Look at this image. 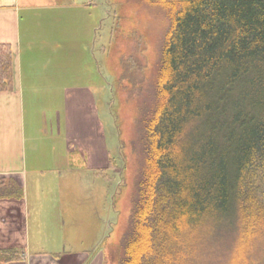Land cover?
I'll return each instance as SVG.
<instances>
[{
  "label": "trees",
  "instance_id": "trees-1",
  "mask_svg": "<svg viewBox=\"0 0 264 264\" xmlns=\"http://www.w3.org/2000/svg\"><path fill=\"white\" fill-rule=\"evenodd\" d=\"M156 1L170 26L135 121L143 157L119 264H223L225 247L264 264V0ZM12 53L0 44V91ZM22 192L0 179V198ZM20 257L0 249V264Z\"/></svg>",
  "mask_w": 264,
  "mask_h": 264
},
{
  "label": "rangeland",
  "instance_id": "rangeland-1",
  "mask_svg": "<svg viewBox=\"0 0 264 264\" xmlns=\"http://www.w3.org/2000/svg\"><path fill=\"white\" fill-rule=\"evenodd\" d=\"M73 3L78 6L55 11L65 18L55 24L65 54L37 57L40 64L58 66L49 72L50 80L57 77L26 102L32 243L34 249L52 252L97 249L101 264H119L143 157L133 146L135 121L141 105L153 102L169 10L156 0L66 4ZM31 16L37 13L22 12L27 35L37 33L28 23ZM91 78L93 92L86 84ZM108 150L114 160L109 168ZM54 154L62 155L59 161ZM95 237L100 238L96 246ZM224 249L222 263L237 264L236 253Z\"/></svg>",
  "mask_w": 264,
  "mask_h": 264
},
{
  "label": "crops",
  "instance_id": "crops-1",
  "mask_svg": "<svg viewBox=\"0 0 264 264\" xmlns=\"http://www.w3.org/2000/svg\"><path fill=\"white\" fill-rule=\"evenodd\" d=\"M68 1L72 2L73 0ZM68 1L0 0V44H10L13 51V86L11 90L0 91V179H15L23 188V196L20 199L16 197L0 198V249L15 248L21 253L20 260L6 264H101L98 254H94L97 249H94L93 253L79 250H71L68 253L66 249H58V251L52 252L34 249L32 243V208L27 179L29 169L26 102L28 100L33 102L36 92H41L37 91V88H46L57 77L55 75L50 80L49 72L56 70L58 66L53 64L50 67L46 63L40 64L37 57L54 55V57L60 58V55L65 54L59 50L61 47L59 29L55 24L65 22L62 14L56 15L58 9L60 12L66 7L71 9L78 6L74 3L72 5L66 4ZM22 12L37 13L35 17H28V23L35 24L34 29L41 34V40L37 38L36 32L31 34L28 32V35L23 32ZM89 34L90 28L88 29ZM46 35L50 37H45ZM91 38L84 45L87 51ZM53 41H55L54 45H52ZM37 42L39 44L35 45ZM57 60L59 61V59ZM83 66H85L86 71H92L90 65L84 64ZM95 75L98 78L97 71ZM83 76L81 77L83 78ZM86 82L87 87L92 89L90 92H93L96 84L93 86L92 78ZM70 90L76 92L77 89ZM82 92L85 91L81 90L79 94L82 95ZM67 96L69 95L67 94ZM107 152L109 168L112 158L110 157L111 152L109 150ZM54 156H57L56 161H59L62 155L59 157V155L54 154ZM60 229L62 230L59 235L61 241V236L65 237V231L63 226ZM39 239L42 241L43 237ZM99 239L95 237L94 246Z\"/></svg>",
  "mask_w": 264,
  "mask_h": 264
}]
</instances>
